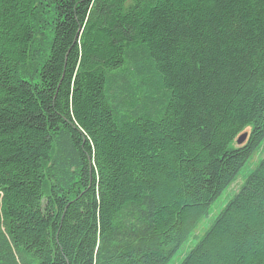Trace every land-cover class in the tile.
I'll use <instances>...</instances> for the list:
<instances>
[{
    "label": "trees",
    "instance_id": "16d2710c",
    "mask_svg": "<svg viewBox=\"0 0 264 264\" xmlns=\"http://www.w3.org/2000/svg\"><path fill=\"white\" fill-rule=\"evenodd\" d=\"M263 141L264 0H0V264H171ZM178 264H264V156Z\"/></svg>",
    "mask_w": 264,
    "mask_h": 264
},
{
    "label": "rangeland",
    "instance_id": "374dc122",
    "mask_svg": "<svg viewBox=\"0 0 264 264\" xmlns=\"http://www.w3.org/2000/svg\"><path fill=\"white\" fill-rule=\"evenodd\" d=\"M264 156V141L262 142V145L260 149L252 156L250 161L242 168L239 174V178L235 184L231 186L230 189H228L210 208V215L202 220V223L200 224L197 233H198V239L196 237H193L178 253L176 258L172 261L171 264H178L182 256L188 253L190 249L195 247L198 243V241L201 239V236L204 235L205 231L211 226L214 219L217 217V215L223 210V208L227 205V203L234 197L235 193L239 191L240 185L244 182V180L248 177L249 174H251L255 168L257 167L259 161ZM182 255V256H181Z\"/></svg>",
    "mask_w": 264,
    "mask_h": 264
},
{
    "label": "water",
    "instance_id": "95a60500",
    "mask_svg": "<svg viewBox=\"0 0 264 264\" xmlns=\"http://www.w3.org/2000/svg\"><path fill=\"white\" fill-rule=\"evenodd\" d=\"M247 138H248V134L247 133L242 134L241 136H239L237 138L236 145L237 146H242L246 142Z\"/></svg>",
    "mask_w": 264,
    "mask_h": 264
}]
</instances>
